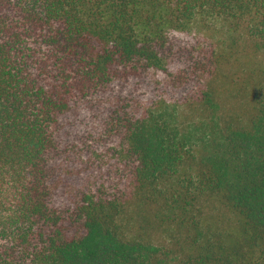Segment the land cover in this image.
Wrapping results in <instances>:
<instances>
[{
	"label": "trees",
	"instance_id": "obj_1",
	"mask_svg": "<svg viewBox=\"0 0 264 264\" xmlns=\"http://www.w3.org/2000/svg\"><path fill=\"white\" fill-rule=\"evenodd\" d=\"M0 264H264V0H0Z\"/></svg>",
	"mask_w": 264,
	"mask_h": 264
},
{
	"label": "rangeland",
	"instance_id": "obj_2",
	"mask_svg": "<svg viewBox=\"0 0 264 264\" xmlns=\"http://www.w3.org/2000/svg\"><path fill=\"white\" fill-rule=\"evenodd\" d=\"M213 35H214V36H217V34H216V33H214Z\"/></svg>",
	"mask_w": 264,
	"mask_h": 264
}]
</instances>
